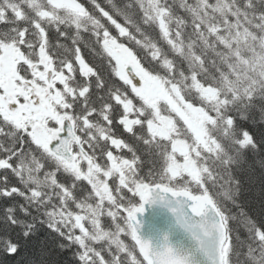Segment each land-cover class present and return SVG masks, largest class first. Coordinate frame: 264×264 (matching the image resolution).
Returning <instances> with one entry per match:
<instances>
[{"label":"snow or ice","instance_id":"obj_1","mask_svg":"<svg viewBox=\"0 0 264 264\" xmlns=\"http://www.w3.org/2000/svg\"><path fill=\"white\" fill-rule=\"evenodd\" d=\"M0 25V254L264 264V0H0Z\"/></svg>","mask_w":264,"mask_h":264},{"label":"trees","instance_id":"obj_2","mask_svg":"<svg viewBox=\"0 0 264 264\" xmlns=\"http://www.w3.org/2000/svg\"><path fill=\"white\" fill-rule=\"evenodd\" d=\"M3 25H0V29H3ZM256 132L257 137L260 136V132L258 129L254 130ZM258 207V205H257ZM26 254L17 255L16 257H7L3 254H0V264H21V260L26 259Z\"/></svg>","mask_w":264,"mask_h":264},{"label":"water","instance_id":"obj_3","mask_svg":"<svg viewBox=\"0 0 264 264\" xmlns=\"http://www.w3.org/2000/svg\"><path fill=\"white\" fill-rule=\"evenodd\" d=\"M150 219H151V216H150Z\"/></svg>","mask_w":264,"mask_h":264}]
</instances>
